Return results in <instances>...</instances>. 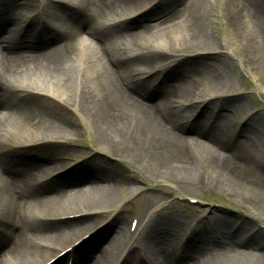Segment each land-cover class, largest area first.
Wrapping results in <instances>:
<instances>
[{"label": "bare ground", "instance_id": "obj_1", "mask_svg": "<svg viewBox=\"0 0 264 264\" xmlns=\"http://www.w3.org/2000/svg\"><path fill=\"white\" fill-rule=\"evenodd\" d=\"M51 1L57 9L52 15L45 16L34 0H9V15L1 18L5 13L0 11V32L19 31L21 36H15L10 42H15L14 46L0 44V135L11 134L15 140L8 146L0 138V264H43L66 247H71L68 254L51 264H60L64 255L71 257L73 264H106L113 259L116 264L121 254L119 264L129 257L141 258L147 264H160L156 262L159 257L163 259L162 264H264V240L260 243L244 232L242 238L231 243L236 240L229 238L235 236L218 226L226 220L223 216L211 218L215 226L200 237L196 229H185V223L179 218L172 221L153 214L141 226L138 238L131 242L132 235L126 229L123 214L126 207L114 213L119 227L102 249L101 258H92L96 243L103 238L100 232L92 235L87 247L84 242L72 247L75 239L47 256L58 245L54 241L62 243L67 235L85 230L95 221L103 230L105 226L99 216L114 207L113 193L120 188L132 192L133 188L125 177L88 163L83 168L65 167L52 177V163L62 162L58 151L36 157L18 151L35 145L40 148L50 142L48 137L63 139L76 128L56 110L28 100L29 96L41 93L10 86L6 78L17 74L29 73L30 79L39 84L43 80L47 90H41L55 98H61L64 89L71 91L80 115L100 125L95 135L103 150L119 157L126 155L132 164L147 159L146 170L153 171L155 179L189 189L193 183L207 182L208 179L203 182L197 173L198 165L190 154L197 150L212 177L221 180L235 194L241 195L240 190L245 188L252 198L264 202V175L257 170L245 174L242 169L247 168V161L257 162L256 143L253 133L248 131L253 116L241 126L237 125L239 128L234 130L244 137L233 142L225 137L226 134L229 137L232 127L226 113L221 112L224 109L231 112V108L219 107L215 117L209 115L204 122L206 130L199 125L185 130L178 124L182 119H172L181 104L199 98L189 96L196 94L200 87H207L213 95L224 90V62L216 55L208 60L199 59L195 65L174 71L175 74L162 66L177 64L179 56L175 52H181L170 49L166 37L185 41L194 49L216 47V39L205 25L208 16L202 0H170L167 10L156 15L155 20L137 25L136 29L131 27V22L124 24L129 17L127 10L145 7L151 0ZM25 6L37 10L36 14H27L29 20L18 17ZM152 7L144 9L140 15ZM223 7L225 22L244 43L245 51L255 53L264 61V0H224ZM59 16L62 22L57 30L50 29L46 18ZM94 21L101 31L92 25ZM15 25L17 27L12 29ZM65 30L71 32L63 36ZM81 32L86 33L87 39L78 36ZM102 32H106L107 37ZM138 36L146 37L149 45L143 47L142 43H135ZM113 50L116 57L111 54ZM143 54H150L149 61L160 66V70L167 68L161 79H155L161 86L155 95L149 96L150 103L145 101L146 93L141 84L145 78L139 76V70L146 68L137 62ZM122 61L130 65L132 74L122 71L119 65ZM74 65L82 69L81 85L78 83L77 87L67 85L64 80V75L72 71ZM168 76L172 83L166 86ZM155 97L159 102H153ZM209 118L213 119L211 124ZM36 133L43 138L31 139ZM214 181L207 183L212 185ZM48 207L62 211L44 212ZM74 214L79 217L75 219ZM138 227L136 224L132 231L135 233ZM216 237H222L223 241ZM170 244L174 250L166 251ZM84 246L86 250L76 252V248ZM178 247L182 248L181 252H177Z\"/></svg>", "mask_w": 264, "mask_h": 264}, {"label": "rangeland", "instance_id": "obj_2", "mask_svg": "<svg viewBox=\"0 0 264 264\" xmlns=\"http://www.w3.org/2000/svg\"><path fill=\"white\" fill-rule=\"evenodd\" d=\"M8 1L9 0H0V11L2 10L5 13L1 18L9 15L7 6ZM34 1L36 2V6L40 5L39 9L42 12H45V16L52 15L57 10L55 4L51 0ZM202 1L208 16L205 20V25L208 28V32H211L216 39V47L214 49L207 50L194 49L191 46H187L188 44L185 41L181 40L177 42L173 39V36H169V38L166 37L167 46L174 51L180 50L181 52H175V54H178L179 56L176 58L179 59L177 60L178 65L176 63H169L171 65L167 63L168 65L162 66H167V68H169L172 72H177L181 69L195 65L199 59L208 60L212 56L214 57L216 55L224 62V73L222 76L224 90L218 92L216 95H213L210 90H207V87H205V89L200 87L196 94L189 96L191 98L198 96L199 98L193 99L192 101L188 99V101L181 104L180 111L177 112L172 119H182V121L178 124L185 130L190 129L193 125H199L198 127L200 129L206 130L207 126L204 122L207 120L209 115L212 114L215 117V111H217L219 107L223 109L224 107L231 108V112H226L225 109L221 110V112L226 113L229 118L228 121L232 127L229 137L228 134H226L225 137L228 138V140L231 139L233 142L239 141L244 137L243 134L237 133V130H234L237 125L241 126L243 121H245L248 117L253 116L250 120L251 125L248 126V131L251 130L253 133V139L256 143L257 149L255 151V155L257 162L248 163L247 161L245 162V165L248 170H244L243 167L242 169L245 174H247L248 171L250 173L257 170L264 175V61H262L258 55H255V53L245 51L244 43L235 35L232 27L225 22L223 10L224 0ZM149 6H153L151 10L143 15H140V13H142V11ZM169 6L170 0H151L150 4L145 7L127 10L126 13L129 17L124 24H129L131 22L133 24L131 27H135L136 29V26L142 22L155 20L156 15L167 10ZM31 10L33 12L35 10L34 7L25 6L19 11L18 17L30 14ZM23 18L25 19V17ZM46 19L48 20V27L55 31L57 30L58 25L62 22L60 16L53 19ZM244 20H246L245 17ZM92 25L101 31V28L96 21H94ZM119 26L121 25L119 24ZM16 27L17 25L12 27V29ZM70 30H65L63 36L70 33ZM120 30H122V28L118 31ZM46 33H49V31ZM81 33L78 34V36L87 39L86 33ZM102 33L107 37L106 32ZM4 36L6 37L3 38ZM15 36H20L19 31H17V33H14L13 30L0 32V44L3 46L12 44L14 46L15 42H13L14 44L10 42L13 41ZM146 40L147 39L144 36H138L134 39L135 43H142L141 45H143V47H147L149 45ZM254 40L256 41V37ZM111 49H114V47ZM172 50L168 53L171 54ZM111 54L115 57L117 56L115 50H113ZM148 55L150 54H143L140 58L138 57L140 61L138 60L137 62L146 66V68L139 70L141 72L139 76L142 75L144 77L149 73L152 74L151 77L147 76L149 78L145 77V80L141 82L146 93L145 101L150 103L151 98L149 99V96L155 95L156 91H158L159 86H161V84L159 85L158 80L161 79L160 77L164 75L167 68L166 70H160V66H157V64L152 65L149 61L150 59ZM119 65L126 75H129L130 73L132 74L133 71H130V65L127 62L122 61ZM80 68L81 67L74 65L72 68L73 70L64 75V80L67 85L73 87H77L79 84L81 85L80 75L82 73V69ZM156 78L158 80H155ZM169 78H171V76H168L165 80L166 86L172 83V80ZM6 81L10 86L23 87L34 93H41L33 94L34 97L29 96L28 100L33 99L42 107L44 106L56 110L63 117L73 122V125L76 128V131L73 134L67 135L63 139L58 137L56 138V136H46L48 137L46 139L50 140V142L43 144L40 148L39 146H34L22 148L18 151H24L26 154H31L32 157H36L37 155L43 156V154L51 155L54 154L55 151H58L57 153L62 156V166L60 163L54 161L52 163V176L58 174L65 167L75 166L83 168L88 163L90 165L100 166L102 170L112 171L113 174L125 177L130 182L129 187L133 188L132 192H128L125 189L123 190L120 188L118 192L113 193L114 196L112 205H114V207L111 205L112 207H109V210L99 216L100 222L103 226H105L103 230L100 229L101 224L96 225L95 221L89 228L77 231L70 237L67 235L65 237L66 240L62 243L54 241L58 245H55V248L51 249L47 256H50L53 252L55 253L57 248H63L71 241H74L75 239L77 240V237L82 234L83 235L80 236L81 238L79 237L77 241L75 240L77 242L75 246L78 243L84 242L82 244L87 247L89 241L93 239L92 235H98L100 232V235H103V238L96 243V248H94V251L92 252V258H101L103 254L102 249L105 248L107 242L113 237L115 230L119 227L117 217H115L114 213L123 207H126L127 209V211H124L123 214L127 223L126 229L129 231V234L132 235L131 242L138 238L141 226H143L150 215L153 214H157L160 217H168L172 219V221L179 218L185 223V229H196L197 232H199L198 236L200 237L206 235L207 232L215 226V224L211 223V218L215 216H223L226 220L218 226L225 227L235 236V238H229L231 241L236 240L231 243H236L237 240H239L238 238H242V234L244 232L248 234L247 236H253L256 241L260 243L263 242L264 202L258 200L257 198H252V196L249 195L250 193L247 190H244L245 188L240 190L241 195L235 194V192L231 191L230 187L223 185L221 180L212 177V174L206 169L205 164H203L197 150L190 151L192 159L198 165L197 173L202 177L203 182L207 179V182H211V180L214 179V183L212 185H209L207 182L198 185L193 183L191 189L171 185L162 179H155L154 172L146 170L147 159L142 158L139 162H137V164H132L130 162V158L128 156L126 157V155L119 157L103 150V145L98 142L95 135V131L101 128L100 125L93 122L90 118L87 119L80 115L76 109L75 99L71 91L64 89L62 96L60 95L62 99L59 97H57V99L49 93L41 90H47L43 80L39 84L36 80L30 79L29 73L10 76L9 78H6ZM163 84L164 83H162V85ZM34 87L37 89H33ZM19 94L23 95L25 93ZM157 100L158 97H155L153 102L155 103ZM157 102H159V100ZM199 121H201L200 124H198ZM212 121L213 119L209 118L208 123L211 124ZM10 136L11 134L3 135V137L0 135V138L7 142L6 145L10 146L15 142V140ZM41 137L43 138L42 135L36 133L33 137H31V139ZM58 141H62V144H64L60 145ZM231 141L228 142L231 143ZM84 187L85 186L82 188ZM130 188L128 190H130ZM135 188L138 190H135ZM127 192L128 195H126ZM74 204L77 205L76 203ZM56 208L57 207H48L44 209V212L55 213L61 210L52 211V209ZM73 217L77 219L79 215L74 214ZM131 220H135L136 223L139 224L135 233L130 230L129 224ZM221 238L222 237H216V240L223 241ZM79 249H82L79 251V253H82V251L87 248H85V246L76 248V252ZM171 250H174L171 244L166 246V251ZM181 250V247L177 248V252H181ZM261 250H263V247L259 249L258 252ZM121 256L122 254L119 256L120 259L117 260L116 264L120 263ZM69 258L71 259V257ZM69 258L64 255L59 263L71 264L70 261L73 259L70 260ZM162 260V257H159L156 259V262L162 264ZM114 262L116 261L113 259L108 261L106 264H114ZM121 263L147 264V261L145 262V260L141 258L136 259L135 257H129L124 259Z\"/></svg>", "mask_w": 264, "mask_h": 264}]
</instances>
